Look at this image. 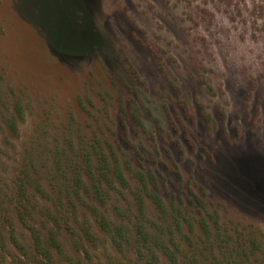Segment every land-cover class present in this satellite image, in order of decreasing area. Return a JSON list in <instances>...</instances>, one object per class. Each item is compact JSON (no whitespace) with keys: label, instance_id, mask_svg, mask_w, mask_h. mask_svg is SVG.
Listing matches in <instances>:
<instances>
[{"label":"rangeland","instance_id":"374dc122","mask_svg":"<svg viewBox=\"0 0 264 264\" xmlns=\"http://www.w3.org/2000/svg\"><path fill=\"white\" fill-rule=\"evenodd\" d=\"M49 1L67 7L66 33L46 25L52 50L22 16L46 21L43 0H0L6 102L23 109L15 132L0 129L2 193L22 168L24 144L36 137L37 150L46 143L53 152L95 129L134 171L152 169L161 189L195 181L225 218L264 234V183L238 168L264 158V0ZM42 158L52 169V154ZM1 254L0 264L21 258L8 239ZM93 255L114 256L105 243Z\"/></svg>","mask_w":264,"mask_h":264},{"label":"trees","instance_id":"16d2710c","mask_svg":"<svg viewBox=\"0 0 264 264\" xmlns=\"http://www.w3.org/2000/svg\"><path fill=\"white\" fill-rule=\"evenodd\" d=\"M74 3L82 7V0ZM43 6L49 12L43 23L30 22L24 13L23 18L45 40L52 39L51 27L66 33L67 7L49 0ZM41 7L36 6L38 13ZM48 40L43 45L54 49ZM53 59L61 60L60 55ZM9 92L0 72V129L15 132L23 109L17 101L6 102ZM82 132L65 138L53 152L46 143L37 150L36 137L24 144L22 168L11 189L0 190V249L8 239L21 257L15 264H264L263 232L225 218L207 201L203 185L174 183L175 190L167 192L152 169L134 171L100 130ZM45 153L52 154V169L43 163ZM238 168L241 176L264 183V158L241 160ZM18 224L29 238L18 237ZM103 243L114 256L95 262L93 252Z\"/></svg>","mask_w":264,"mask_h":264}]
</instances>
